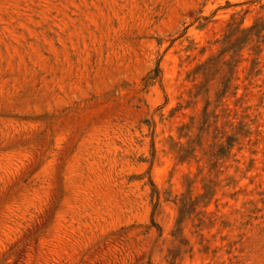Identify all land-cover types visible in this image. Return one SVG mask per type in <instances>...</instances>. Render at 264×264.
Listing matches in <instances>:
<instances>
[{"label":"rangeland","instance_id":"374dc122","mask_svg":"<svg viewBox=\"0 0 264 264\" xmlns=\"http://www.w3.org/2000/svg\"><path fill=\"white\" fill-rule=\"evenodd\" d=\"M0 264H264V0H0Z\"/></svg>","mask_w":264,"mask_h":264}]
</instances>
